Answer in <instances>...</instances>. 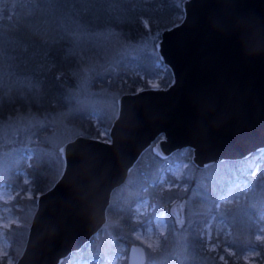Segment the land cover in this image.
<instances>
[{
    "label": "water",
    "instance_id": "obj_1",
    "mask_svg": "<svg viewBox=\"0 0 264 264\" xmlns=\"http://www.w3.org/2000/svg\"><path fill=\"white\" fill-rule=\"evenodd\" d=\"M181 21L156 50L172 74L166 88L124 93L109 138L78 135L59 147L62 172L41 193L15 264H61L107 221L112 192L142 154L185 148L201 169L264 154V0H183ZM132 244L127 264H146Z\"/></svg>",
    "mask_w": 264,
    "mask_h": 264
},
{
    "label": "rangeland",
    "instance_id": "obj_2",
    "mask_svg": "<svg viewBox=\"0 0 264 264\" xmlns=\"http://www.w3.org/2000/svg\"><path fill=\"white\" fill-rule=\"evenodd\" d=\"M42 2L50 4L49 6L54 5L60 10V0H42ZM143 11L151 13L147 8ZM34 13L41 15L35 12L33 6L25 5L16 20L17 24L27 28V32L29 30L36 32L35 28L40 26L41 30L36 32L37 35L49 34L52 24H49L46 17L40 20L41 16ZM182 17L183 10L181 19ZM160 19L165 20L166 17ZM142 20L144 28L149 29V18L142 16ZM152 20L153 23H157L159 19ZM179 22L180 20L173 25ZM171 26L156 29L154 34L135 40L115 30L79 33L74 85L67 90L63 109L49 115H38L36 112L21 114L0 125V261L5 258V264H15L17 259L10 254L11 241L7 231L13 226L20 227L18 235L22 244L18 252L19 257L36 208V200L41 194L33 192L31 179L23 167L24 162H29L36 150L42 151L46 158L52 160L56 165L57 174L50 183L51 187L60 176L64 165L58 151L59 147L84 134L74 122L76 121L74 117L80 114L81 116L87 114L86 120L99 131V139L110 141L109 131L118 114L117 100L124 94L118 90L117 85L118 75L123 70L122 63L130 62L127 71L131 78L140 76V80L146 82V86L137 87L136 91L153 87L161 88L159 79L163 76L165 65L156 50V43L161 31ZM32 50L35 53L29 54V59L24 61V65L30 70L36 66L35 72L44 74L48 70L43 69V57L36 54L39 53L38 45L35 44ZM141 65L143 67H139ZM155 73L158 74L155 76ZM145 76L149 77L145 78ZM23 84L32 96L37 86L32 81ZM16 155L17 159H14ZM255 155L252 154L244 159L242 166L244 174L250 177L240 176L238 179L233 177L231 182L223 187L218 194L216 213L212 214L201 228L200 237L205 248L220 262L224 261L226 254L231 253L230 248L223 241L230 234V226L227 223L228 213L233 215L239 211L241 202L251 189L250 178L259 173L264 175V154L250 170ZM153 156L151 149L146 150L139 158L142 163L137 168L134 166L131 169L126 180L129 183L136 181L138 168L140 167V170L149 166ZM191 157L190 148L182 149L165 170L157 169L149 175L148 182L156 185L159 193L176 189L175 194L179 197L161 203L157 201L160 200L159 198L151 199L146 196L133 208V221L141 223V226L133 232V237L138 244L149 250L146 264H209L203 257L192 261L188 256L186 229L192 223L198 209L204 206L207 180L218 177V170L213 166L216 164L214 163L195 171ZM111 226L112 223L108 222L107 215V221L98 234L81 250L65 258L61 264H127L129 247L119 246L111 250L107 248L108 243L112 241ZM259 232L256 236L259 245L249 249L242 257L247 264L264 262V228ZM167 240H170L171 244L168 254L158 257L153 255Z\"/></svg>",
    "mask_w": 264,
    "mask_h": 264
},
{
    "label": "trees",
    "instance_id": "obj_3",
    "mask_svg": "<svg viewBox=\"0 0 264 264\" xmlns=\"http://www.w3.org/2000/svg\"><path fill=\"white\" fill-rule=\"evenodd\" d=\"M180 2L181 0H60V10H58L54 5L51 7L42 0H0V125L21 114L36 112L38 115H49L63 109L67 90L74 85L79 33L115 30L135 40L154 34L156 29L181 21ZM25 5L33 6L35 12L41 14L34 13L41 16L40 20L45 17L49 20V24H52L49 34L37 35L36 32L41 30L40 26L35 28L36 32H30V30L27 32V28L17 24L16 20ZM146 8L151 13L143 11ZM142 16L149 18V29L144 28ZM165 17V20L160 19ZM155 18L159 19L157 23L152 22ZM35 44L39 49V53L36 52V54H40L44 60L43 69L48 70L44 74L35 72L36 66L30 70L24 65V61L29 59V54L35 53L32 50ZM129 64L130 62H123V70L118 75L117 85L121 93L135 92L137 87L146 86V82L140 80V76L134 78L129 76L127 71ZM164 67L163 76L159 79L161 88L168 87L172 81L170 69ZM148 77L145 76V78ZM21 80L24 81L21 82ZM29 81L37 86H34L36 90L32 96L23 86V83ZM86 115L75 116L76 121H73L79 125L84 136L99 138V131L86 120ZM178 153L179 151L175 152L167 159L154 155L149 166L140 170V167L138 168L136 181L129 183L126 180L112 192L111 204L107 210L108 222L112 223L110 229L112 241L107 245L109 250L119 246L130 247L137 243L133 232L141 226V223L133 221V208L140 199L148 196L151 199L159 198L160 200L157 201L164 203L179 197L175 194L176 189L159 193L156 185L148 182L151 172L157 169L165 170L168 164L177 158ZM14 159H17V155ZM141 163L139 159L135 168ZM243 164L244 159L223 161L213 165L218 170V177L207 180L204 206L198 209L192 223L186 229L187 254L192 261L203 257L209 264H247L242 259L243 255L249 249L259 245L256 236L264 228V175L262 173L250 178L251 189L241 202L239 211L233 215L229 212L227 215L230 234L223 241L230 248L231 253L226 254L223 262H220L217 257L213 258V253L205 248L200 237L201 228L208 222L210 216L216 213L218 194L223 187L228 185L233 177L237 179L240 176L250 177L244 174ZM55 166V163L46 158L40 150L34 151L29 162H24L23 167L31 179L30 183L35 194L43 193L50 188V183L57 174ZM193 169L199 171L194 166ZM19 228V226H13L7 231L11 241L10 254L15 259L18 257L22 244L18 235ZM168 237L170 238V235ZM170 247V240L164 241L161 249L153 255L157 257L166 255ZM146 252L148 257L149 250L146 249ZM5 260L3 258L0 264H5ZM259 263L264 264V262Z\"/></svg>",
    "mask_w": 264,
    "mask_h": 264
},
{
    "label": "snow or ice",
    "instance_id": "obj_4",
    "mask_svg": "<svg viewBox=\"0 0 264 264\" xmlns=\"http://www.w3.org/2000/svg\"><path fill=\"white\" fill-rule=\"evenodd\" d=\"M151 247V245H149Z\"/></svg>",
    "mask_w": 264,
    "mask_h": 264
}]
</instances>
